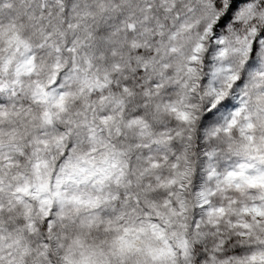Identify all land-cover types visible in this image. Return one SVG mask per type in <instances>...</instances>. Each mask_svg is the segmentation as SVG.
I'll return each instance as SVG.
<instances>
[{
    "label": "snow or ice",
    "instance_id": "1",
    "mask_svg": "<svg viewBox=\"0 0 264 264\" xmlns=\"http://www.w3.org/2000/svg\"><path fill=\"white\" fill-rule=\"evenodd\" d=\"M0 264H264V0H0Z\"/></svg>",
    "mask_w": 264,
    "mask_h": 264
}]
</instances>
